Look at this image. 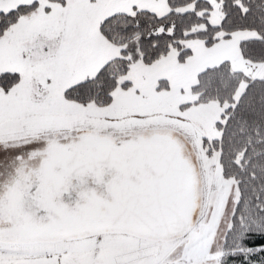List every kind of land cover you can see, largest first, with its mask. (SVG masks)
Returning a JSON list of instances; mask_svg holds the SVG:
<instances>
[{"label":"snow or ice","instance_id":"snow-or-ice-1","mask_svg":"<svg viewBox=\"0 0 264 264\" xmlns=\"http://www.w3.org/2000/svg\"><path fill=\"white\" fill-rule=\"evenodd\" d=\"M0 264H264V0H0Z\"/></svg>","mask_w":264,"mask_h":264}]
</instances>
